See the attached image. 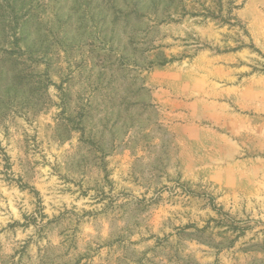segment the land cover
Listing matches in <instances>:
<instances>
[{
    "label": "rangeland",
    "instance_id": "1",
    "mask_svg": "<svg viewBox=\"0 0 264 264\" xmlns=\"http://www.w3.org/2000/svg\"><path fill=\"white\" fill-rule=\"evenodd\" d=\"M0 264H264V0H0Z\"/></svg>",
    "mask_w": 264,
    "mask_h": 264
}]
</instances>
